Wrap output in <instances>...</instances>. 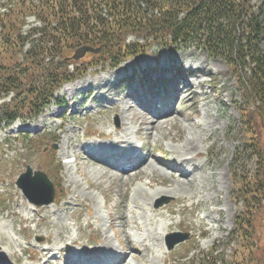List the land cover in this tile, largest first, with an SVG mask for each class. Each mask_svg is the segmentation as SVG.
Instances as JSON below:
<instances>
[{"label":"rangeland","instance_id":"obj_1","mask_svg":"<svg viewBox=\"0 0 264 264\" xmlns=\"http://www.w3.org/2000/svg\"><path fill=\"white\" fill-rule=\"evenodd\" d=\"M38 25L29 16L23 30ZM154 59L148 55L130 60L114 70L95 72L68 84L57 93L61 108L50 106L32 123L15 122L0 131L1 264H82L81 255L90 257L86 262L96 263L93 252L103 250L106 237L116 254L110 253L108 261L129 255L133 248L134 258L129 256V264H168L194 252H209L210 248L222 252L225 259L230 255L233 244L224 247L222 243L241 211V203L231 195L239 186L231 173L235 139L240 133L234 105L239 92L223 61L209 59L195 49L160 53L156 69L162 70L155 71L154 85L145 81L152 72L141 81L140 89L136 81L118 83L123 72L128 76L151 70ZM176 69L185 75L199 72L204 76L191 75L185 83ZM170 76L172 80L167 82ZM212 76L221 78L222 95L213 94ZM147 112L156 115L159 124L151 125L154 119ZM164 116L175 119L163 122ZM89 130H96V137L104 134L109 138L102 142L85 138ZM116 134L132 145L133 152L124 156H131L126 164L117 160L113 170L108 161L100 166L90 156H83L81 146L92 148L97 143L101 152L106 151L103 147L111 148ZM29 136L30 140L21 138ZM190 137L196 139L200 154L193 164L200 167L209 160L213 169L200 168L193 177V189L179 191L180 174L187 169L179 157L191 158L183 150ZM63 152L75 156L76 161L63 157ZM142 159H148L147 166L140 167ZM26 167L32 175L44 172L53 183L56 196L51 204L36 207L15 187ZM120 170L130 171L124 175ZM165 199L170 201L154 208ZM60 226L68 230L61 231ZM253 226L259 250L264 251V212ZM172 233H186L188 239L168 251L166 238ZM73 241L76 244H71ZM29 251L37 252L33 262L29 261ZM76 255L80 259L75 260Z\"/></svg>","mask_w":264,"mask_h":264},{"label":"trees","instance_id":"obj_2","mask_svg":"<svg viewBox=\"0 0 264 264\" xmlns=\"http://www.w3.org/2000/svg\"><path fill=\"white\" fill-rule=\"evenodd\" d=\"M29 16L39 25L23 30ZM83 45L102 54L67 61ZM189 49L223 61L239 92L231 195L241 211L222 243L233 244L226 259L210 248L172 264H264L253 226L264 212V0H0V98L13 92L0 105V127L34 120L90 68Z\"/></svg>","mask_w":264,"mask_h":264},{"label":"bare ground","instance_id":"obj_3","mask_svg":"<svg viewBox=\"0 0 264 264\" xmlns=\"http://www.w3.org/2000/svg\"><path fill=\"white\" fill-rule=\"evenodd\" d=\"M147 115L149 116V118H153L154 120L153 121H151L150 122V124L151 125H155V124H159V122L158 121H160L158 118H157V116L156 115H153V114H150L149 112H147ZM60 118H61V116H60ZM175 119V116H164V121L163 122H166V121H169V120H174ZM145 121V120H144ZM143 121V124L144 125H146L145 124V122ZM62 127H59V129H61ZM61 131V130H60ZM73 134V133H72ZM88 135H95V136H97V131L96 130H89L88 131ZM120 136V135H119ZM148 136H150V134L148 133ZM196 136V135H195ZM116 137H117V139H116V141L114 142V144H113V146L111 147V148H109L108 146H106V147H103V148H105V149H107L106 151H103V152H101V147L100 146H98L99 144H93V143H91V144H93V145H91V146H93L92 148H89L90 146L89 145H85V146H81L80 147V149L82 150V154H83V156L87 159L88 158V156H90V159L91 160H93L95 163H97V164H99L100 166L101 165H104V161L106 160V159H114V160H119L120 162H122V156L124 157L125 155H128L131 151H132V145L130 144V143H128L125 139L126 138H122V137H119L118 138V134H116ZM98 138L99 139H107V138H109V135H107L106 137H105V135L104 134H98ZM69 144V143H68ZM79 146V145H78ZM100 147V148H99ZM85 148H89V149H87V151H85ZM115 149H119V150H116V151H114ZM183 150H184V154H186V155H191V158H187V157H184V155L183 156H181V157H179V162H180V164L181 165H186L187 167V169H186V172L184 173V174H180V180H178V187H177V189L179 190V191H182V190H184V189H187V188H189V189H193V177H194V175H195V173L198 171V170H200V168L202 169V170H205V169H209L210 171L213 169V164L211 163V161H209V160H206V161H204V163L202 164V166H196V165H194L193 164V160L194 159H196V158H198V157H200V154L198 153V152H196V139L194 138V137H190L189 139H188V141H187V143L183 146ZM133 152V151H132ZM131 152V153H132ZM70 154H68V153H65V152H63V154H62V156L63 157H65V158H68V157H70V158H72L73 159V161H76V157L75 156H69ZM130 155V154H129ZM93 156L95 157V159L93 158ZM127 158V157H126ZM149 159V158H148ZM148 159H145V160H143L142 159V161H141V163L139 164L140 165V167H143V166H147V161H148ZM205 160V159H204ZM56 163H57V161H56ZM57 167V166H56ZM139 168V167H138ZM200 172V171H199ZM122 174H124V175H126V174H128L129 172H121ZM121 176V175H120ZM176 182V181H175ZM177 186V185H176ZM175 192H176V190H175ZM173 193V192H172ZM14 213V212H13ZM12 215V214H11ZM15 216V215H14ZM44 221V220H43ZM40 227V226H39ZM122 227V226H121ZM59 228V230H61V231H67L68 230V228H67V226H60V227H58ZM123 228V227H122ZM157 229V228H156ZM123 231H124V229H123ZM59 232L60 231H58V236H60L59 235ZM122 233V232H121ZM125 233V232H124ZM123 233V235H124V237L126 238V241H127V243L129 244V239H128V237H127V235L126 234H124ZM38 234V233H37ZM146 238V237H145ZM59 239H61V240H63V238L61 237V238H59ZM72 241V240H71ZM159 242V241H158ZM126 243V244H127ZM71 244H76V241H73V242H71ZM160 246V245H159ZM101 249H103V250H95L94 252H93V257H96V258H98V262H96V264H106L107 262L106 261H108V259H110L111 258V256H110V253H114L115 254V252H113V247H112V244H111V242H110V240L106 237L105 239H104V245H103V247L101 248ZM63 251H65V249L63 250ZM102 251V252H101ZM135 251V249L133 248V249H131L130 250V254L129 255H127V256H122V257H117V259H115V260H112L111 262H110V264L112 263V264H129L128 262H127V259L129 258V256L131 257V258H134V256L132 255V253ZM66 252V251H65ZM96 252H98V255L97 256H95L94 255V253H96ZM40 253H42V254H44V251L42 252H40ZM45 255H48L47 254V251H46V253H45ZM116 255V254H115ZM81 256H83L84 257V259H83V261H82V263H89V262H86L87 260H88V258H90V257H88V256H84V255H81ZM80 257V255H76V257L74 258L75 260L77 259L78 260V258ZM73 259V258H72ZM80 259V258H79ZM106 262V263H105ZM0 264H1V262H0ZM75 264H77V263H75Z\"/></svg>","mask_w":264,"mask_h":264},{"label":"water","instance_id":"obj_4","mask_svg":"<svg viewBox=\"0 0 264 264\" xmlns=\"http://www.w3.org/2000/svg\"><path fill=\"white\" fill-rule=\"evenodd\" d=\"M100 52L101 47L94 49L88 46H82L74 51L71 59L77 61L86 53L98 54ZM16 186L21 190L28 202L35 206L48 205L53 201L54 193L52 185L47 177L41 172H35L33 177H31V170L26 168V172L18 178ZM168 201L169 200H165L163 203H167ZM163 203L157 204L155 208L160 207ZM171 237H177V239L167 244L168 250H171L176 244H179L188 238L186 234H172L167 238Z\"/></svg>","mask_w":264,"mask_h":264}]
</instances>
